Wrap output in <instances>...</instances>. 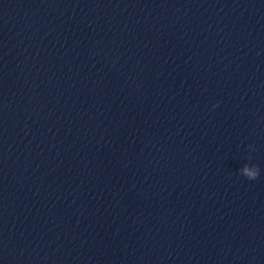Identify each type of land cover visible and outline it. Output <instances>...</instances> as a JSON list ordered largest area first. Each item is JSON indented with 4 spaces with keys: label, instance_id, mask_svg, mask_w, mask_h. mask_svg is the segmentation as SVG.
<instances>
[{
    "label": "clouds",
    "instance_id": "clouds-1",
    "mask_svg": "<svg viewBox=\"0 0 264 264\" xmlns=\"http://www.w3.org/2000/svg\"><path fill=\"white\" fill-rule=\"evenodd\" d=\"M213 107H216V105H214ZM249 148L252 149L253 151L255 150L253 145H250ZM247 159L249 161H251L252 156L249 155L247 157ZM238 171H239L240 175L244 176L245 178H247L250 181L256 180L260 174L259 166L256 164H250V163L243 164V166L240 167V169Z\"/></svg>",
    "mask_w": 264,
    "mask_h": 264
}]
</instances>
